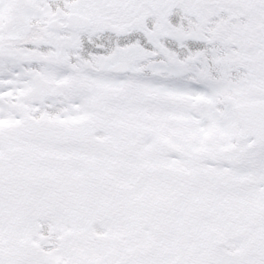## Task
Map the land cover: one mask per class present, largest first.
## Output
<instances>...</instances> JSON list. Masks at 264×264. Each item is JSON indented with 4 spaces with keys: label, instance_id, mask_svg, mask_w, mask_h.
I'll return each mask as SVG.
<instances>
[{
    "label": "snow or ice",
    "instance_id": "1",
    "mask_svg": "<svg viewBox=\"0 0 264 264\" xmlns=\"http://www.w3.org/2000/svg\"><path fill=\"white\" fill-rule=\"evenodd\" d=\"M0 264H264V0H0Z\"/></svg>",
    "mask_w": 264,
    "mask_h": 264
}]
</instances>
